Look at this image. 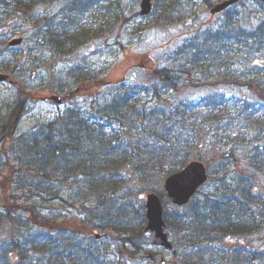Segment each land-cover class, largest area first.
Wrapping results in <instances>:
<instances>
[{
    "label": "trees",
    "instance_id": "trees-1",
    "mask_svg": "<svg viewBox=\"0 0 264 264\" xmlns=\"http://www.w3.org/2000/svg\"><path fill=\"white\" fill-rule=\"evenodd\" d=\"M0 1L26 23L32 11L44 15L49 12L43 13L44 8L59 6L55 15L43 16L44 23L36 22L35 29L49 32L64 54L92 32L97 33L99 27L109 30L118 25L125 11L123 0ZM182 4V0H156L155 9L161 11L162 21L173 22L176 12L182 14L177 11ZM236 29L232 34L223 27L222 32L196 36L187 46L185 61L152 67L148 71L150 84L138 88L139 94L150 96L148 103L132 105L137 100L130 88L115 94L110 91L111 100L106 98L100 111L89 114L88 119L69 108L41 128L38 136L34 133L26 148L36 171L31 178L48 173L51 162L63 174L75 173L76 182L67 187L71 196L73 192L76 195L70 198L82 200L85 218L67 228L28 209L31 216L23 224L26 233H21L16 210L2 194L0 230L7 235L2 239L0 234V264H113L112 254L118 259L134 258L146 245V241H137L148 237L144 231L146 209L141 203L134 210L133 204L122 203L117 197L121 188L133 183L153 185L192 160L207 164V186L214 190L198 194L183 207L164 200L167 230L175 246L172 264H264V245L255 246L249 239L264 229V116L259 108L264 104V72L258 64L264 57V21L249 32ZM213 69L218 70V83L210 79ZM189 81L211 90L218 84L247 87L251 97L233 103L236 115L232 120L218 115L224 94L198 105L174 96L166 98ZM101 84L99 88L108 83ZM11 123L14 128L12 118ZM116 124L119 129L108 134ZM234 128L239 135L237 143L247 148L244 156L232 149L230 133ZM222 140L233 147L219 153ZM232 163L236 169L230 182L214 175L223 171H218L219 167L226 169ZM118 207L120 221L116 220ZM133 212L141 227L121 225L122 220L134 217ZM97 229L110 231L111 241L107 236L94 237Z\"/></svg>",
    "mask_w": 264,
    "mask_h": 264
},
{
    "label": "rangeland",
    "instance_id": "rangeland-1",
    "mask_svg": "<svg viewBox=\"0 0 264 264\" xmlns=\"http://www.w3.org/2000/svg\"><path fill=\"white\" fill-rule=\"evenodd\" d=\"M220 1L223 0H182L183 4L177 10L182 14L176 12L173 18L176 21L164 22L161 19V11L156 9L146 17L141 16V0H123L125 11L118 25L109 30L105 26L99 27L97 33L92 32L82 44L70 48L68 54L57 48L49 32L35 29L36 22L40 25L44 23L43 16L55 15L59 6L44 8L43 13L49 11L44 15L34 14L32 11L29 15L30 22L26 23L18 12H11L0 1V73L10 75V81L0 83V196L4 194L11 200L16 210L15 218L21 222L18 226L21 233H26L23 224L27 223L31 216L28 209L40 212L55 224H65L67 228L85 218L82 213V200L70 198L76 195L73 192L71 196L72 192L67 187L76 182L75 173L63 174L62 170L57 169V165L51 162L48 166L51 172L40 173V177L36 175L35 180L31 178L36 171L28 161L26 148L33 140V134L38 136L41 128L65 114L69 108L82 113V117L88 119L89 114L100 111V106L104 105L106 98L111 100L112 95H108L110 91L115 94L130 88L131 94L135 93L133 97L137 100L134 104L132 102V105L148 103L150 96L139 94L138 88L150 84L148 71L152 67L185 61L187 46L196 36L210 34L222 26L229 28L232 24L239 26L243 31H249L264 20V3L256 0L247 1L212 17L211 8ZM58 31L54 30L53 33ZM19 38H23L21 44L11 45L13 40ZM210 79L214 83L220 81L218 70L213 69ZM120 81H124L125 85L119 83ZM101 83L108 84L99 88ZM224 92L227 93L226 98L251 97L246 87L235 88L218 84L211 90L197 81L193 84L189 81L181 91L171 93L178 100L198 105L205 99ZM55 94L65 100L63 105L44 99ZM171 95L166 98L170 99ZM223 114L227 115L225 111L219 113ZM260 114L264 116V105ZM11 118L15 124L14 128L12 123L9 125ZM113 129L109 128L107 133H114L119 129V125L116 124ZM233 131L230 134L234 140L235 154L244 156L247 148L237 143L239 138H235V128ZM223 150H229L224 140L218 143V152L222 153ZM235 169L236 165L232 163L226 169L219 167L218 171H223L214 175L230 182ZM162 182L163 179L146 186L143 183H133L129 188H121L117 197L124 200V204H133L134 210L140 203L146 204V190L159 191ZM218 186L220 189L222 184L218 183ZM210 188L214 190L212 185H206L200 192H209ZM109 195L107 193V196ZM119 215H122L121 207L117 209V221H120ZM133 215L134 217L122 220L121 225L125 224L126 228L140 226V220L134 212ZM95 231L104 237L107 236V240L111 241V236L113 237L108 230ZM0 234L3 239L6 238L7 232L2 229ZM147 236V240L140 238L137 242L141 244L146 241V249L161 252L172 264L176 257L164 249L152 247L151 236ZM249 239L255 246H263L264 229L261 233H254ZM127 247L134 251L133 246ZM109 251L113 253L114 250L111 248ZM110 259L113 264H154L134 258H122V261L113 254Z\"/></svg>",
    "mask_w": 264,
    "mask_h": 264
},
{
    "label": "water",
    "instance_id": "water-1",
    "mask_svg": "<svg viewBox=\"0 0 264 264\" xmlns=\"http://www.w3.org/2000/svg\"><path fill=\"white\" fill-rule=\"evenodd\" d=\"M153 0H142L141 14L149 15L152 11ZM242 0H226L217 4L212 13H219L231 5H234ZM264 2V0H260ZM22 42V39L12 41V45H17ZM9 75L0 74V82L6 81ZM52 100L59 104L62 100L58 96H52ZM208 173L207 167L204 163L199 161H192L188 166L181 171L170 175L163 184V194L168 197L174 204L183 206L190 202L191 198L197 191L207 182ZM147 198V226L145 231L151 232L152 242L155 246L164 247L172 251L174 249L172 242L169 239L168 233L165 231L166 223L164 221V207L159 195L152 192H146ZM137 259H148L157 264H167L165 258L161 254H154L153 252L141 250L137 255Z\"/></svg>",
    "mask_w": 264,
    "mask_h": 264
}]
</instances>
